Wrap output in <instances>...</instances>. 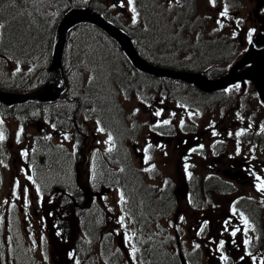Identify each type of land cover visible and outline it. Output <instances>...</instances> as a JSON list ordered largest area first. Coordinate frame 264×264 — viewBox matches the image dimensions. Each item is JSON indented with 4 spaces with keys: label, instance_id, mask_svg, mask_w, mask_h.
<instances>
[{
    "label": "rangeland",
    "instance_id": "374dc122",
    "mask_svg": "<svg viewBox=\"0 0 264 264\" xmlns=\"http://www.w3.org/2000/svg\"><path fill=\"white\" fill-rule=\"evenodd\" d=\"M17 2L0 0V27L11 17H20L25 26L34 23L32 8L41 12L50 24H55L60 14L69 8L85 3L92 8L100 5L123 26L137 32L139 50L144 56L156 58L159 55L166 63L168 60L185 61L193 68L212 58L210 60L215 61L203 68H208L206 76H212V79L227 74L234 61L248 49L250 40L258 34L256 32L264 26V22L257 19L256 8L260 0H215L214 6L209 0H135L136 6L135 3L130 6L128 0H92V5L89 0ZM140 2L150 4L148 9L158 21L146 23V14L138 8V4L142 6ZM133 6L135 13L131 10ZM225 9L227 15L221 16ZM259 10L260 16L264 7ZM157 23L168 25L166 31L169 34L161 33V25L152 27ZM149 26L161 33L158 39ZM190 26L197 30L191 32L193 28ZM109 37L99 28L82 24L68 31L63 66L54 82L56 89L63 88L59 98L53 102L28 100L51 104L52 107L40 111L33 106L27 116L25 106L19 107L15 103L6 104L4 108L0 102V108L6 111L0 115V133L4 137L0 140V264H27L26 231L22 226L20 204L38 211L40 218L44 219V228L49 229V222L54 224L59 249L55 248V240L54 246L48 247L49 259L56 258V252L60 250L62 264H137V260L143 261L142 264H155L150 252L139 253L145 248L154 250L155 257H161L159 264H175L171 260L176 258L180 246L190 257L202 253L203 264H214L209 253L214 255L216 243L223 234L219 217L205 216L208 226L203 234L197 232V218H189L183 213L176 219L177 208L196 205L188 203L184 190L183 170L187 166L182 165L184 147L177 143V131L184 133L186 140L196 142L207 137L209 127L214 124L221 131L222 125L226 124L223 118L227 122L252 119V128L244 130L239 125L235 129L237 138L247 133L253 138L251 142L247 141L243 146L239 144L240 140L237 143L229 140L225 144L226 147L240 148L242 152L249 149L257 158L256 164L259 167L264 165V108L250 97L252 95H239V89L227 92L226 88L231 84L209 94L194 83L196 87L192 86V89L168 77L146 90L137 78L139 71ZM146 39L149 45L153 44L148 51L144 45ZM39 47L41 50L37 53L28 47V54H23L21 61L6 63L0 60V82L5 85L18 82L20 87L31 77L38 81L48 77V82L54 48L48 61L49 49L38 43ZM103 51L108 59L103 58ZM199 59L203 62L199 63ZM252 64L249 62L240 67L239 72ZM45 70L46 75L42 74ZM115 72L117 76H113ZM196 100L202 104H196ZM39 123L47 126V136L38 130ZM171 131L176 133L173 143H159L158 137L162 138L161 135ZM151 135L156 137V143ZM135 143V146H143L142 157L134 152ZM206 158L207 151L200 149L193 153L194 160L189 162L202 180L208 174L203 170L211 168H204ZM224 179L233 181L234 187L229 191L217 190L204 205L215 206L218 211L229 205L232 215L240 222L247 219L244 230L236 233L241 238L236 239L232 247L251 241L255 248L264 249V192L241 185L242 182L232 180L226 173L217 178L218 181ZM196 181L194 178L192 184ZM94 182L96 186H102L104 192L109 191L108 199L103 195L98 199L101 192L83 189L84 185L91 188ZM217 185L223 186V183ZM192 188L194 191V186ZM207 188L204 180L199 187L200 194L209 192ZM119 189L124 193L122 204L114 201L119 197ZM83 190L84 200L91 196L89 208L98 211L96 227L92 231L85 229L88 216L81 219L73 214L71 195ZM241 195H246V199L240 202L241 209L232 210V201ZM178 196L181 197L179 201ZM6 205L10 209L4 211ZM209 214H212L211 210ZM222 222L228 221L223 219ZM176 229L180 233L184 230L179 241ZM254 236L256 242H253ZM96 246H103L106 250L99 251ZM227 249L231 255V247Z\"/></svg>",
    "mask_w": 264,
    "mask_h": 264
},
{
    "label": "flooded vegetation",
    "instance_id": "af4514ba",
    "mask_svg": "<svg viewBox=\"0 0 264 264\" xmlns=\"http://www.w3.org/2000/svg\"><path fill=\"white\" fill-rule=\"evenodd\" d=\"M262 7H264V0H261ZM242 87L243 85L241 81L235 82L233 86L230 88L232 90L231 92H234L239 89V87ZM253 89H254V83L252 80H246L245 89L243 90L244 96L252 95L250 96L252 99L258 100L257 96L253 95ZM212 94V93H209ZM232 117V116H231ZM231 119L229 122L226 121L225 118H223L222 121L226 122V124L222 125L221 131L218 130L219 126H216L215 124L213 126H210V132L207 135V137H203V139H199L198 141L194 142L192 139L186 140L184 133L181 131H177L179 134L177 140V143L180 146L183 145V151L181 153V159L183 162V167L187 166L186 169H184V180H185V193L186 197L188 198V203H196L195 206H191V204L187 207L183 208H177L176 209V219H178V215L185 213V216L189 218H197V232L200 234H203L208 226V222L206 221L207 218L205 216H210L215 219L219 217L220 223L223 225V227L220 228L222 230V235H220V239H218L216 243V250L214 251V255L210 256V259H212V262L214 264H264V249L259 250L258 248L254 247V244H252L251 241H247V243H244L243 245L234 246L232 247L233 243H236L241 237L237 236L236 233H238L240 230H244L245 223L240 222L238 217H235L232 215V212L229 209V205L226 209H221V211H218L217 207L215 206H205L204 202L205 200L213 198L215 196V193L217 190H224L229 191L231 187H234L232 185V182L227 181L224 179V181H218L217 178L221 176L222 173H226L229 175L232 180H236L241 185H249L252 187V189H258V186L262 181H264V165L259 167L257 163V158H254L252 156V153L248 149V151H243L240 148L235 147H226L227 141H232L237 143V140H240V145L245 146V143L251 142L252 137L247 133H242L237 138L236 135V127L241 125L242 128L248 129V127H253V120L252 119ZM176 133L171 131L170 133H167V135H161L159 138L160 142H167L169 144L173 143L175 140ZM264 138V137H263ZM188 139V138H187ZM154 143L156 141L154 140ZM255 144H258V142H254ZM158 144V141H157ZM136 143L133 145L134 152L138 153L140 157H142V147L135 146ZM205 149L207 151V158L204 160V168L210 166L211 168L209 170H203L207 172L204 178L205 185L207 188V191L202 195L199 192V187L201 186V183L204 182L202 180L201 176H197L194 173V170L190 164V159H193V153L200 150ZM238 152L241 153V155L238 156ZM255 153V150H254ZM194 160V159H193ZM263 164V163H262ZM217 172V173H216ZM220 174V175H219ZM197 176V177H196ZM259 177V179H257ZM194 178H197V181L193 185L192 182ZM211 181V182H209ZM213 182V183H212ZM218 182L223 183V186L217 185ZM94 185L89 188L87 185H84L85 188H83L85 191L88 189L92 193H102L98 194V199L100 197H106L108 199V192H104V190H101L102 186H96V183H93ZM216 184V185H214ZM194 186V191L193 187ZM79 191L78 194H74L75 196H72L73 199V214L76 216V218L84 219L87 216H90L94 214L96 216L97 210L94 211L93 208H89L90 202H91V196H88L87 200H84L83 194L85 191ZM138 193V196L140 197V194L137 190H135V193ZM195 194V196H193ZM185 195V194H184ZM141 198V197H140ZM181 197H177V200L179 201ZM23 199V198H22ZM185 199V197H183ZM241 199L244 201L246 199V195L242 196ZM118 200V203H124V193L121 189H119V197H117L114 201ZM233 200V199H232ZM230 200V202L232 201ZM108 201V200H107ZM182 201V199H181ZM168 204H171L168 202ZM27 207V204L25 205ZM208 207V208H206ZM7 209H10L7 205L3 210L6 211ZM20 209L23 214V229L26 231V236L24 238V242H26V248H25V257L27 260V264H62L61 261V255H59L60 250L57 251L56 258L49 259V250L48 247L54 246L55 241V248L59 249L57 247V239L58 238V231L55 230V226L52 222H49V229L44 228V219L39 216V212L35 209L29 210V208H25L23 204L20 205ZM229 209V210H228ZM84 210V211H83ZM89 212H88V211ZM209 210L212 211V214H209ZM214 211L217 213L215 214ZM228 211V212H227ZM101 213V212H100ZM202 213L201 217H199V214ZM46 215V214H45ZM44 216V215H43ZM0 218H1V212H0ZM209 219V218H208ZM223 219H226L228 222L223 223ZM7 221V218L5 219ZM46 220V219H45ZM210 220V219H209ZM244 224V226H243ZM85 229H87L85 227ZM238 230V231H237ZM182 233L178 232L176 229V235L177 240L179 241V235H183L184 230H181ZM233 232H235V235H233ZM237 239V241H236ZM43 241L44 244H40V242ZM222 244V246H221ZM83 247L85 245L82 244ZM178 246H180V243H178ZM1 247V246H0ZM86 247H89L87 245ZM91 247V245H90ZM99 247V251H105L103 246H96V248ZM165 245L162 246V248L165 250ZM227 247H231V255H228V249ZM215 249V247H214ZM92 250V249H91ZM89 250L88 252H91ZM208 250L210 251V246H208ZM97 251V249H96ZM143 251V254H145V251L150 252L152 258L155 257V251H149L147 248L139 250V253ZM8 255V254H7ZM202 253H199V255H193L190 257L188 254L184 253L181 249V246L177 248L176 252V258L174 260H171L175 264H203L201 260ZM147 256V254L145 255ZM1 257V255H0ZM182 257L184 258V262L182 261ZM227 258V259H226ZM82 262V260H80ZM154 262V260H152ZM84 263V262H83ZM143 261L137 260V264H142ZM26 264V262H25Z\"/></svg>",
    "mask_w": 264,
    "mask_h": 264
},
{
    "label": "water",
    "instance_id": "95a60500",
    "mask_svg": "<svg viewBox=\"0 0 264 264\" xmlns=\"http://www.w3.org/2000/svg\"><path fill=\"white\" fill-rule=\"evenodd\" d=\"M81 22H89L103 29L108 35L116 39L122 50L126 52L132 64L137 69L157 77H168L194 83L198 88L205 92L216 91L225 88L227 85L234 83L236 80L245 81L246 78L252 79L256 85L259 100L264 105V27L262 32L253 37L248 45L247 51L235 62L230 71L223 77L212 79L208 78L204 72H193L190 70H179L174 68L163 67L146 60L138 51L133 37L125 30L121 29L109 21L102 13L91 7L72 8L61 19L58 24V38L54 46L52 59L49 67L51 79L39 90L28 93H13L0 90V101L13 105L24 102L28 99L35 98L44 101H54L60 95L63 88H55V79L58 75L59 68L63 66V57L68 31ZM252 62L242 72L239 68ZM38 129L46 132V126L40 124ZM183 263L184 259L182 258Z\"/></svg>",
    "mask_w": 264,
    "mask_h": 264
},
{
    "label": "trees",
    "instance_id": "16d2710c",
    "mask_svg": "<svg viewBox=\"0 0 264 264\" xmlns=\"http://www.w3.org/2000/svg\"><path fill=\"white\" fill-rule=\"evenodd\" d=\"M16 1H18L17 2L18 4L20 3V0H16ZM90 1H91V5H92L93 2H92V0H89V2ZM141 3L142 2H140V4ZM84 5H87V4L85 3V4H82L79 6H84ZM71 6H74V5L71 4ZM146 6H147V8H146ZM94 7L97 8L99 11H102L108 19L112 20L118 26L127 30L135 38L137 46H138V44L140 45V43L138 42L140 40L137 36L136 31H132V30L126 28L125 26H123L118 20H116L114 17H112L100 5L94 6ZM148 7H151L150 4L144 5V3H142V6H139V4H138L139 10L142 11V13L146 14V19H147L146 23H150V21H153V20L158 21L156 16H154L151 13V11L148 9ZM32 11L34 12V19H35L34 23H31V24L25 26L26 24L24 23V21L20 17H11L8 20L4 21L3 24L1 25V27H0V60L5 61L6 63L7 62L9 63L10 61H21L22 55L28 54V47H30V49H31L30 51H32V50H35V52L40 51L41 47L37 48V44L39 43L43 47H46L45 49H47V48L49 49L48 50L49 51L48 52V55H49L48 61H49V57L51 55V50L53 49V46L55 44L56 30H57V24H58L57 22H59V20L61 19V17L64 14H63V12L60 14V16L57 18V21L55 22V24H50L45 19V16L41 12L36 11L35 9L33 10V8H32ZM179 21H181V20H179ZM83 25H86V24H82V26ZM155 25L152 27L159 28L161 25V28H162L161 33L169 34L166 31V29L168 28V25H165L162 23H157ZM86 26L96 28L95 26H92V25H86ZM149 27H151V26H149ZM152 27H151V31H152V33L155 34L156 38L158 39V37L160 36L161 33L158 30L153 29ZM191 27L193 28V26H190L189 28H191ZM193 30H197L195 26L191 30V32ZM187 31L190 32V30L188 28H187ZM181 32H182V30H181ZM50 35H51V37H50ZM106 38H108V37H106ZM113 42L116 44V42L114 40H113ZM149 44L150 43L146 39L144 45H145L147 51L149 50L151 45H153V44H151V45H149ZM138 48H139V46H138ZM143 51H145V50H143ZM42 52H45L44 48H42ZM104 53H105V51H103V54ZM102 56H104L103 57L104 59H108V57L106 56V53H105V55H102ZM147 58L150 59L154 63H157L159 65H163V66H168L171 68H185V69H190V70L198 69V70H206L207 72L209 71L208 68L203 69L204 67H206L205 64L212 63L213 61H215V60H210L212 58H210L208 60L205 59V63L203 65H198V67L193 68L192 66H190V64H187L185 61L181 62L179 60L178 61H173V60L169 61L168 60V63H166V62H164V60H162V57H160L159 55H156V58L155 57L154 58L147 57ZM198 62L199 63L203 62V59H199ZM46 73H47V70H45L42 74L46 75ZM117 75H118L117 73H116V75L113 73V76H117ZM47 78L48 77H46L44 80H41V81H38V79L35 77L28 78L27 83L23 84L24 85L23 87H20V84L18 82L13 83V84H8V85H5V84L0 82V88L4 89V90H11V91L12 90L29 91V90H33V89H37V88L41 87L47 81ZM137 78H139V82H141V86L146 87V90H149L152 87V85L155 87V85L159 84V82L161 84L163 82V80L165 79V78L162 79V78L153 77V76H150V75H147L144 73H140V72L138 73ZM188 87L193 89V87L191 85H188ZM196 104H202V101L196 100ZM2 106L4 108H6L4 105H2ZM18 106L19 107L25 106V108H26L25 112L28 115H29L30 111L32 110L33 106H35V107L36 106H45V108L52 107L51 104H46V103L40 104L38 102H29V101L26 103H23V105L19 104ZM155 260H156V263L159 264V261H161L162 259H161V257H159V255H157L155 257Z\"/></svg>",
    "mask_w": 264,
    "mask_h": 264
},
{
    "label": "snow or ice",
    "instance_id": "6c2138e0",
    "mask_svg": "<svg viewBox=\"0 0 264 264\" xmlns=\"http://www.w3.org/2000/svg\"><path fill=\"white\" fill-rule=\"evenodd\" d=\"M209 2L212 3L213 6L215 5V0H209ZM133 3H134V0H128V4L130 6L133 5ZM131 10L134 13L136 11L134 6L131 8ZM226 15H227V10L225 9V11L221 12V16H226ZM133 21L135 22V17H133ZM156 114L159 115V113H156ZM164 123H168V121H165ZM100 131H103V129H100ZM3 139H4L3 134L0 133V140H3ZM257 179H259V177H257ZM258 190L264 192V181H262L260 183V185L258 186ZM244 222H245V224H247V219L246 218H245ZM233 235H235V232H233ZM245 243H247V241H245ZM221 246H222V244H221ZM197 247H199V245H197ZM133 252H135V249H133Z\"/></svg>",
    "mask_w": 264,
    "mask_h": 264
},
{
    "label": "bare ground",
    "instance_id": "6f19581e",
    "mask_svg": "<svg viewBox=\"0 0 264 264\" xmlns=\"http://www.w3.org/2000/svg\"><path fill=\"white\" fill-rule=\"evenodd\" d=\"M102 114H104V113H102ZM96 216L94 215V214H92V215H90V216H88L87 218H86V222H87V225H86V228L88 229V230H90V231H92V230H94V228L96 227L95 226V220H96ZM90 221V222H89ZM153 260H154V263L156 264V260H155V257L153 258Z\"/></svg>",
    "mask_w": 264,
    "mask_h": 264
}]
</instances>
